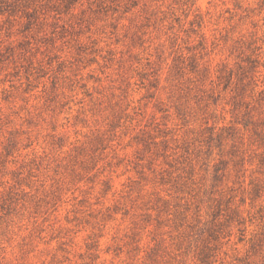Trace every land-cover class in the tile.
Instances as JSON below:
<instances>
[{
    "label": "clouds",
    "instance_id": "9594fccd",
    "mask_svg": "<svg viewBox=\"0 0 264 264\" xmlns=\"http://www.w3.org/2000/svg\"><path fill=\"white\" fill-rule=\"evenodd\" d=\"M55 3L0 18V264H200L218 201L214 264H264V0Z\"/></svg>",
    "mask_w": 264,
    "mask_h": 264
},
{
    "label": "rangeland",
    "instance_id": "374dc122",
    "mask_svg": "<svg viewBox=\"0 0 264 264\" xmlns=\"http://www.w3.org/2000/svg\"><path fill=\"white\" fill-rule=\"evenodd\" d=\"M38 0H0V18H6V23L9 27L13 23L20 26V34L27 35L33 28L39 27V16L37 9L34 5ZM75 0H56V3L53 7H56L58 10L62 7L64 11H67L73 4ZM4 29V25L0 24V30ZM20 47H25L26 42L19 45ZM12 49H7L6 53L10 54ZM0 55V61L8 59V55ZM179 60V58H177ZM182 64V61H180ZM179 71V68L177 69ZM214 102V101H213ZM246 126L248 123H251L250 118H246ZM254 131L256 128H259V131H256L255 139L258 143L264 144V127L259 125H254ZM211 132V129L208 130ZM228 134L231 135V130H228ZM209 142L212 138L209 136ZM220 138H217V144H219ZM261 164L264 165V158L261 159ZM226 168V162L221 161L215 166L214 171V181L220 183L224 178V170ZM264 191V183H258L253 188V195H259L260 192ZM2 207V206H0ZM225 213L224 223H219L217 218ZM234 214H227V203L223 201L215 202L214 212L211 219L204 225L202 229H197V235L201 237L199 244L198 257L200 264H214L215 252L217 250L218 241L223 234V229L226 227L233 219ZM88 247L94 248L95 245H88ZM254 249H264V233L257 236L253 242ZM95 259V257H93ZM240 264H246V261H241Z\"/></svg>",
    "mask_w": 264,
    "mask_h": 264
}]
</instances>
